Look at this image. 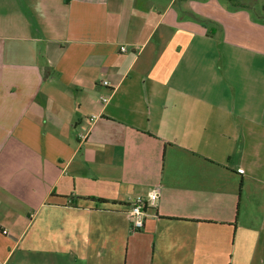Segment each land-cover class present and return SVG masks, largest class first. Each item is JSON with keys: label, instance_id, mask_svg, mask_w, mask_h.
Wrapping results in <instances>:
<instances>
[{"label": "crops", "instance_id": "0c3cea01", "mask_svg": "<svg viewBox=\"0 0 264 264\" xmlns=\"http://www.w3.org/2000/svg\"><path fill=\"white\" fill-rule=\"evenodd\" d=\"M241 3L0 0V262L264 264V0Z\"/></svg>", "mask_w": 264, "mask_h": 264}, {"label": "built area", "instance_id": "2783aa9c", "mask_svg": "<svg viewBox=\"0 0 264 264\" xmlns=\"http://www.w3.org/2000/svg\"><path fill=\"white\" fill-rule=\"evenodd\" d=\"M104 85H108V82L105 81ZM102 100L105 102L107 101V98H103ZM159 197L160 187H156L149 192L147 198H138L130 205L127 215L132 231L137 232L144 229L146 218L149 216V211L156 205ZM4 233L6 234L7 232L4 231ZM0 264L5 263L0 262Z\"/></svg>", "mask_w": 264, "mask_h": 264}, {"label": "rangeland", "instance_id": "374dc122", "mask_svg": "<svg viewBox=\"0 0 264 264\" xmlns=\"http://www.w3.org/2000/svg\"><path fill=\"white\" fill-rule=\"evenodd\" d=\"M252 252H253V246L251 247V249L250 247H248L247 252H244L243 259L241 257L240 264H250Z\"/></svg>", "mask_w": 264, "mask_h": 264}, {"label": "trees", "instance_id": "16d2710c", "mask_svg": "<svg viewBox=\"0 0 264 264\" xmlns=\"http://www.w3.org/2000/svg\"><path fill=\"white\" fill-rule=\"evenodd\" d=\"M229 1H231L234 4H236L237 6H242L241 1H243V0H229Z\"/></svg>", "mask_w": 264, "mask_h": 264}]
</instances>
